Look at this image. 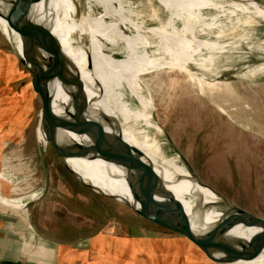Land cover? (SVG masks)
Wrapping results in <instances>:
<instances>
[{
  "label": "rangeland",
  "instance_id": "374dc122",
  "mask_svg": "<svg viewBox=\"0 0 264 264\" xmlns=\"http://www.w3.org/2000/svg\"><path fill=\"white\" fill-rule=\"evenodd\" d=\"M122 1L124 8L131 10V17L136 23L145 28L156 24L150 18V6L145 0ZM221 1L264 22V0H255L258 3L241 0L244 7L237 4L240 0ZM75 2L59 0L61 10L73 25L70 37L80 40L84 36L87 39L91 37L99 44L94 57L103 68L112 92L144 118L150 127L148 130L139 124V131L142 132L139 138H146V133L153 137L161 148L159 153L162 157L172 159L181 167L182 162L174 158L173 147L176 148L199 180L235 206L264 219V23L228 28L224 41L233 43V50L224 47V51L217 49L216 53L213 50L199 51L195 53L196 62L187 61V69L172 61L155 69L153 56L157 53L153 51L154 47L147 48L149 54L126 50L135 25L121 12L90 23L91 19L103 16L109 0H84L85 9L81 13H77ZM152 2L153 6L157 5ZM245 3L251 4L253 9L245 7ZM156 14L162 23L169 19V14L162 10ZM175 25L180 27L178 23ZM0 28L13 38L5 26ZM216 30L213 29L210 34L207 31L198 34V38L222 43L221 39L214 37ZM4 34L0 31V48L13 55L9 48L13 47L12 43ZM88 43L89 40L87 43L82 41L84 46ZM17 47L19 49L18 43ZM87 62H91L90 58L84 64ZM140 63L145 65L140 66ZM121 64L126 67V74H123ZM258 66L263 68L251 73ZM80 75L86 78L83 72ZM88 82H93L92 77ZM95 89L102 91L100 86H95ZM30 91L28 85H24L22 92L11 89L10 94L20 99L25 92L28 97L34 94ZM33 96L35 107L32 117L26 122L0 116V155L3 154L0 167L3 165L2 176L6 175L10 181L9 184L3 181V184L7 191L12 192V197L16 200L21 198V202L39 197L31 208L45 217L42 229H50L52 234L64 237L63 240L68 239L65 233L73 224L78 228L84 227L80 236L101 230L100 233H105L111 244V247H106L105 264H114V258L119 256L118 241L125 242L126 238L128 242L130 239L134 248L135 231L129 224L143 221L124 204L95 193L68 173L79 174L82 180L92 182L97 190L106 193L103 188L107 187L104 186L105 172L95 169L85 155L71 150L60 137L54 136L63 150L57 147L56 150L48 142H45L44 149L38 139L39 120L35 119L41 102L37 95ZM16 102L9 103V106L14 108L12 106ZM154 123L163 129L170 147L166 145L161 131L153 126ZM66 162H71L76 169L70 170ZM120 190L126 204L134 206L129 190L125 187ZM0 195L9 197L1 191ZM58 215L71 219L60 226L64 233L55 229L54 222L60 221ZM72 234L77 232L70 230L69 235ZM114 238L118 240L114 242Z\"/></svg>",
  "mask_w": 264,
  "mask_h": 264
},
{
  "label": "bare ground",
  "instance_id": "6f19581e",
  "mask_svg": "<svg viewBox=\"0 0 264 264\" xmlns=\"http://www.w3.org/2000/svg\"><path fill=\"white\" fill-rule=\"evenodd\" d=\"M145 1L150 6L152 22L156 23L151 28L136 23L131 17V10L124 8L122 0H109L103 16L91 19L90 23L110 18L121 12L135 25L133 37L126 50L137 54L148 53L147 48L154 47L153 51L157 53L153 56L155 69L169 61L187 69L189 68L187 61L196 62L195 53L199 51L213 50L216 53L217 49L224 51V47L233 50L235 47H231L233 43L224 41V37L228 34L225 31L228 28L264 23L221 0ZM152 1L157 5L153 6ZM251 1L258 3L255 0ZM160 10L169 14V19L165 23L156 17V12ZM0 12L4 14L2 4H0ZM30 13L36 21L51 29L58 44L25 48L21 46L18 33L11 29L1 16L0 26H5L15 39H11L2 31L12 43L13 47L9 48L14 58L30 75L32 90L40 99L41 108L35 119L42 121L38 127V139L44 149L45 142H48L55 149L57 147L63 150V147L55 142V137H60L71 150L83 155L88 149L85 156L93 162L95 169L103 170L106 174L104 186L107 187H103L106 193L113 192V195L117 194L116 196L122 199L120 189L127 188L135 208H138L135 202L139 192L146 190L156 194L161 180L167 190L183 205L194 230L203 229L216 222L222 216L212 208V205L220 200L217 195L204 185L195 182L189 173L183 167L177 166L172 159L163 158L159 153L161 148L153 137L146 133L144 134L147 135L146 138L142 140L139 138L142 132L139 131L138 125L141 124L148 130L150 127L144 118L127 106L119 95L112 92L111 85L104 77L103 68L94 57L99 44L88 37L89 43L84 46L80 39L70 37L73 25L61 10L59 0L40 1L32 7ZM176 23L180 27H176ZM213 29H217L214 37L221 39L222 43L198 38V34L205 31L210 34ZM90 35L91 32L88 36ZM153 38L156 40L152 42ZM87 58H90L91 62L84 64ZM165 60L168 61L164 62ZM210 61L212 62V58ZM127 64L128 68L129 62ZM121 68L124 69L123 74H126V67L121 64ZM262 68L258 66L252 69L251 73ZM80 72L86 74V78L82 77ZM90 77L93 81L91 84L88 82ZM95 86H100L102 91L96 90ZM42 94L45 95V102ZM154 124L153 126L163 134L166 145L170 147V141L163 129L157 123ZM94 126L98 129L96 130ZM102 136L114 142L107 145L103 142ZM124 144L130 148L127 150L128 154L136 158L137 166L127 160L129 155L127 156L123 153L125 150H122ZM117 147H121V151ZM174 158L175 161L178 159L176 156ZM66 166L70 170L76 169L71 162H66ZM73 173L82 179V176ZM85 182L98 189L92 182L86 180ZM14 200L0 195V203L4 205L15 208L25 206L24 202ZM222 201L232 226L230 235L236 240L241 256L239 261L231 264H264V223L246 211L239 210V207L237 208L227 199L224 198Z\"/></svg>",
  "mask_w": 264,
  "mask_h": 264
},
{
  "label": "water",
  "instance_id": "95a60500",
  "mask_svg": "<svg viewBox=\"0 0 264 264\" xmlns=\"http://www.w3.org/2000/svg\"><path fill=\"white\" fill-rule=\"evenodd\" d=\"M43 0H0V4L4 7V14L0 12V16L7 21L11 29L16 31L21 40V46L25 48H32L38 45H56L58 41L51 29L46 27L44 24L36 21L31 16L32 7ZM77 13H81L85 9L84 0H75ZM81 11V12H80ZM92 11V9H91ZM0 31L2 32L1 28ZM75 33V32H74ZM75 37H77L75 33ZM81 41L87 43L88 39L86 36L81 38ZM45 95L42 94L43 102ZM42 121H39V126ZM97 130L96 126H94ZM103 142L107 145L110 142H114L102 136ZM119 150L121 147H117ZM130 148L127 144H124L122 150L127 156L129 155L127 150ZM121 151V150H120ZM85 150V155H87ZM173 152L178 159L182 162V166L190 175V177L198 182L200 185H204L206 188L211 190L220 199L218 203L212 205L214 211L221 213V217L209 226L203 229L194 230L191 225V219L187 215L183 205L175 198V196L167 190L164 184L159 180V190L156 194L142 190L139 192L138 199L135 203L138 204V208H135L132 204H126V201L118 198L116 195H110L105 192H101L93 186L83 181L79 176L74 174L72 171L68 173L73 176L78 183L93 190L95 193L105 196L109 199H113L121 204H124L129 208L136 217L140 218L143 222H133L129 224V227L134 229L135 238L139 242V248L141 254L147 253L152 264H164L165 251L169 249L177 258V264H197L196 261L192 260V252H186L185 248L178 249L177 244L191 245L193 248H197L201 251L209 260L219 264H231L241 259L238 244L234 238L230 235L232 226L227 218L225 209L223 207V199L217 191L199 180L187 163L183 155L173 147ZM138 153V151H135ZM174 156V157H175ZM127 160L132 165L137 166L136 158L128 156ZM46 166V162H44ZM175 163V162H174ZM48 182V176H46V185ZM125 203H124V202ZM33 201H29L25 204L28 206ZM238 208V207H237ZM239 210H243L238 208ZM247 212V211H246ZM249 213V212H247ZM251 214V213H249ZM253 215V214H251ZM264 223V219L253 215ZM180 254V259L178 255ZM184 253V254H183Z\"/></svg>",
  "mask_w": 264,
  "mask_h": 264
},
{
  "label": "crops",
  "instance_id": "0c3cea01",
  "mask_svg": "<svg viewBox=\"0 0 264 264\" xmlns=\"http://www.w3.org/2000/svg\"><path fill=\"white\" fill-rule=\"evenodd\" d=\"M5 51L6 49L0 48V116L3 119L26 122L32 117V111L35 107L33 95L36 96V94H31L28 97L27 92H25L23 97L20 95V99H17L16 96H11L10 93L11 89L22 92L24 85H28L29 91L31 89L30 92L34 93L32 80L14 56ZM11 102L17 103L12 106L14 108L9 106ZM4 169L1 165L0 191L14 200L12 192L7 191L6 186L3 184V181H6L7 184L10 182L6 175L2 176ZM32 199L33 197L24 202L26 204L33 201L30 205L21 208L0 203V261L14 260L20 264H105L106 247L107 245L111 247L105 233H100V230L92 235L81 237V231H79V236L76 239L63 240L64 237L52 234L50 229L48 231L42 229V222L45 217L43 218L40 212L31 208L35 201L40 198ZM21 200L20 198L18 201L21 202ZM117 240L118 238L113 239L114 242ZM124 240L125 242L118 241L119 256L114 258V264H152L147 253L143 252L141 254L139 242L136 238L134 248L130 244V239L127 240L128 242H126V238ZM177 245L178 249L186 247V252H192L194 255L192 260L196 261L197 264H219L209 260L201 251L191 245ZM180 254L181 251L178 255L179 259ZM175 255L169 249L166 250L164 264H177Z\"/></svg>",
  "mask_w": 264,
  "mask_h": 264
},
{
  "label": "trees",
  "instance_id": "16d2710c",
  "mask_svg": "<svg viewBox=\"0 0 264 264\" xmlns=\"http://www.w3.org/2000/svg\"><path fill=\"white\" fill-rule=\"evenodd\" d=\"M237 4H239V5H241V6L244 7V5L242 4L241 0ZM245 7H248L250 9H253L252 5L251 4H247V3H245ZM57 217L59 218L60 221L56 222V224L54 222L55 229L57 228L58 231L64 233L65 230H62V228L60 226L63 225L64 223H67L71 219H68L65 215H62V216L61 215H58ZM71 226L72 227L68 228L69 230H66V233L65 234H66V237H68V239L74 240V239H76L77 236H79L78 235L79 231H83L84 230V227L83 228L82 227L81 228H78L74 224L71 225ZM70 230L77 232V234H72L70 236L69 235L70 234ZM84 236H86V235H84ZM0 264H20V263L17 262V261H14V260H1L0 261Z\"/></svg>",
  "mask_w": 264,
  "mask_h": 264
}]
</instances>
